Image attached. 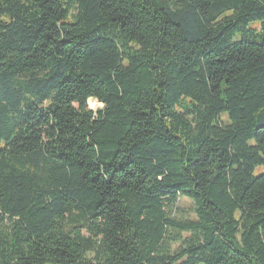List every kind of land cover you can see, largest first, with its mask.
<instances>
[{
  "label": "trees",
  "instance_id": "16d2710c",
  "mask_svg": "<svg viewBox=\"0 0 264 264\" xmlns=\"http://www.w3.org/2000/svg\"><path fill=\"white\" fill-rule=\"evenodd\" d=\"M0 264H264V0H0Z\"/></svg>",
  "mask_w": 264,
  "mask_h": 264
},
{
  "label": "rangeland",
  "instance_id": "374dc122",
  "mask_svg": "<svg viewBox=\"0 0 264 264\" xmlns=\"http://www.w3.org/2000/svg\"><path fill=\"white\" fill-rule=\"evenodd\" d=\"M87 106L89 109L95 111L97 109H101L102 105L96 102L93 99H89L87 102ZM192 209L193 206L192 204L185 198H180V200L177 203V210H176V215H186L189 219H193L192 215Z\"/></svg>",
  "mask_w": 264,
  "mask_h": 264
}]
</instances>
